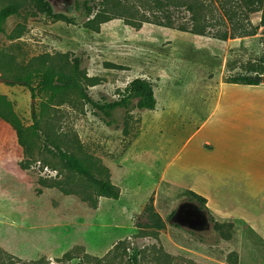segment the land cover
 I'll return each mask as SVG.
<instances>
[{"label":"rangeland","instance_id":"1","mask_svg":"<svg viewBox=\"0 0 264 264\" xmlns=\"http://www.w3.org/2000/svg\"><path fill=\"white\" fill-rule=\"evenodd\" d=\"M12 1L0 0V9ZM17 1L18 13L0 30V78L51 64L69 68L78 57L81 68L98 78L86 89L94 99H117L131 80L143 77L153 83L157 105L120 108L110 120L71 89L57 96L38 87L33 96L17 80H0V95L12 101L31 142L27 150L0 118V264H264V229L244 223L230 228V221L215 216L225 223L224 234L215 230L208 212L188 198L195 168L179 159L167 166L214 110L221 85L264 69L261 11L240 4L242 12L230 22L220 0H202L199 21L186 7L169 5L164 9L173 27L143 22L135 28L117 17L95 31L85 26V5L99 0H80V11L76 0H49L74 23L51 19L31 0ZM142 6V13L151 12ZM155 11L167 19L168 10ZM201 25L205 34L192 31ZM254 29L253 35L237 36ZM232 85L225 94L242 93ZM33 112L39 137L32 135ZM211 125L204 129L207 135ZM46 136L107 166L120 197L100 196L96 207L84 200L86 193L96 198L94 187L67 169L52 145L45 147ZM198 140L182 150H195ZM150 198L164 223L159 230L146 210Z\"/></svg>","mask_w":264,"mask_h":264},{"label":"trees","instance_id":"2","mask_svg":"<svg viewBox=\"0 0 264 264\" xmlns=\"http://www.w3.org/2000/svg\"><path fill=\"white\" fill-rule=\"evenodd\" d=\"M138 1L140 5H130L129 0H99V3H97V5H91L87 3L85 5V16L87 18V21H85V26L95 31H99L102 23L120 17L135 28H141L143 22H155L159 25L173 27L174 24L172 19L170 18V11L169 9H164V7H167L169 5H171L173 8L186 7L187 10L190 11L191 18L194 21H199L205 13V3L202 0ZM31 2H33V4L37 8H39L53 20L62 19L66 22L74 23L73 17L55 12L49 0H31ZM20 4V1L13 0L12 2L1 7L0 30H3V25L9 16L18 13ZM240 4H244L249 8L251 6H255V10L261 11V22L264 23V0H220V9L223 15L230 22H234L237 15L242 12V10H239L240 7H242L240 6ZM142 5L146 6L145 8H149V12L153 11L155 13H142L140 9H138ZM81 8L82 7L80 0H76L75 9L77 11H80ZM155 10H168L166 11L167 19L165 21L160 19L158 15H155ZM151 15L154 16L153 19H150ZM204 27V25L196 26L195 28H192V31L194 33L205 34V30L203 29ZM179 28H181L182 30H187V27L184 26H181ZM255 30L256 29H254L253 31H244L241 34H237V36L253 35L255 34ZM230 36L235 37L236 35H234V33H231ZM227 37L228 35L225 34L224 38ZM66 55L67 53L64 56ZM33 69L26 68L20 73H17L13 76V82H16L15 80L19 82L24 81V84L26 86H29V88L31 89L33 96H36L38 87L57 96L62 95L65 91L71 89L77 92L81 99L90 103L94 108H97L101 113L104 114L106 118H109L110 120L113 119L114 112L120 108H124L126 111H129L133 108L143 110L154 109L157 105L154 85L149 79L143 77H136L131 80L117 99L111 101H107L106 99H103V101L94 99L86 89L88 86L98 83V78L89 76L87 72L81 68V61L80 59H78V57H74L72 59V64L69 68L63 66L57 69L54 67V65L51 64V66H48L45 69ZM253 71L255 73L257 72L255 69H253ZM255 73H252L251 71L247 73H240L238 75L229 77L228 82L259 84L260 82L257 81L254 77L257 75ZM260 75L263 76L264 83V69L262 70ZM36 76H40V79L37 85H34V78ZM0 118L11 124V126L16 131L19 142L24 145L27 150H31V142L28 139L29 128L25 127L21 118L14 110L12 101H10L6 95H0ZM33 118L34 124L32 135L39 137L40 121L36 112H33ZM44 142L45 147H48V144L53 146L57 155L61 158L63 164L67 169L84 178L89 182V185L94 187L96 198L92 199L90 193H86L84 197V200L90 201L92 206H97L98 197L100 196H105L113 199H118L120 197V187L112 181L110 170L107 166L97 160L90 161L89 159L80 157L72 152L63 149L60 143L56 142L49 136L45 137ZM65 191L67 192L70 190L66 189ZM187 193L189 194V200L198 203L199 206H201L208 212L214 229L224 234L223 227L225 223L219 222L211 213L206 205V198L193 190H188ZM146 210L149 217L153 219L151 225L156 226L158 230L163 228L164 223L160 214L157 213L154 209L153 198H150L149 204L146 206ZM226 225L230 228L234 227L233 222H229ZM226 237H228V235Z\"/></svg>","mask_w":264,"mask_h":264},{"label":"crops","instance_id":"3","mask_svg":"<svg viewBox=\"0 0 264 264\" xmlns=\"http://www.w3.org/2000/svg\"><path fill=\"white\" fill-rule=\"evenodd\" d=\"M226 84L242 93L225 94ZM220 89L214 110L184 144L199 137L195 150L183 145L167 166L179 159L195 168L188 189L206 198L214 216L264 229V83L225 82Z\"/></svg>","mask_w":264,"mask_h":264},{"label":"water","instance_id":"4","mask_svg":"<svg viewBox=\"0 0 264 264\" xmlns=\"http://www.w3.org/2000/svg\"><path fill=\"white\" fill-rule=\"evenodd\" d=\"M255 79L259 82H263V76L262 75H256L254 76ZM1 81H5V82H13V79H8V78H0ZM22 84H24V81H21Z\"/></svg>","mask_w":264,"mask_h":264},{"label":"bare ground","instance_id":"5","mask_svg":"<svg viewBox=\"0 0 264 264\" xmlns=\"http://www.w3.org/2000/svg\"><path fill=\"white\" fill-rule=\"evenodd\" d=\"M156 94H157V92H156Z\"/></svg>","mask_w":264,"mask_h":264}]
</instances>
